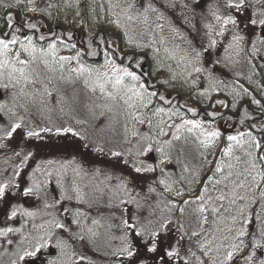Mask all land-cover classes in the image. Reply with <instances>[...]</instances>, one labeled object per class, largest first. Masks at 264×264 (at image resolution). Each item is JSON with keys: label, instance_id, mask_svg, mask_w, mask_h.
I'll return each mask as SVG.
<instances>
[{"label": "rangeland", "instance_id": "obj_1", "mask_svg": "<svg viewBox=\"0 0 264 264\" xmlns=\"http://www.w3.org/2000/svg\"><path fill=\"white\" fill-rule=\"evenodd\" d=\"M117 2L118 0H31V2L29 0H0V34L4 31L10 33L14 31V29L7 27V17L11 14L14 27L19 26L22 30L20 33H17L21 39H23L24 35L32 36L34 43L38 46L43 45L45 47L49 42H54L57 45L58 55L76 56L79 53L80 63L87 66H95V62L102 61V58L92 56L89 59V52L99 50V47L102 52L104 49L111 47L116 51L118 56L135 52L137 58L143 57L144 59L142 70L145 73L154 72L155 61H153L151 56L152 50L144 49L141 51L134 49L127 44V37L124 36L123 30L118 29L109 22L116 18V13L120 12V8L114 7ZM32 8L36 9V11H29ZM157 10V13H151L149 15V24L152 29L150 34L154 35L157 40V46L161 47L160 57L165 56L163 52L164 47H167L170 51L175 50L177 60L166 59L165 62L166 64H170L173 69L179 71L177 68L179 57L188 53L189 59H191L198 50L191 44L183 32L177 30L172 25L170 19L163 11L158 8ZM252 13L253 19L259 20L264 18V15L260 14L264 13V2L257 3L254 0ZM157 15H161L163 19L156 20ZM216 16L226 17L229 15ZM216 16V33H219L222 21L216 20ZM233 18L236 20L235 17ZM27 23H34L36 29H28L25 26ZM157 23L163 25L162 31L155 27ZM52 26H55V32L51 30ZM256 27L257 30L250 44V52H248L247 48V36L240 30L237 20L235 25L229 24L226 26L223 35H218L221 45L219 46L216 43L213 46L215 51L218 49L223 53L230 67L239 76L237 82L229 83L220 74L210 73L205 63L206 57L201 53L199 59L194 61V64L195 66L202 67L205 71L193 73L187 81L182 77H178L175 81H172L166 69L161 70L160 73L149 80V83L154 84L161 94L171 97V111L179 109L181 113L185 114V118H195L205 122L211 121V125L206 123L205 127L215 128L221 132V137L215 142V146L209 150H205L201 147L197 139L198 134H189L182 130V139L174 142L175 147L165 148V152L167 153L165 163L159 164L162 157L158 152H153L150 159L145 158L146 163L153 164V166L159 165V169H163V172H160L162 177L166 173L169 182L173 183L174 187L185 188V197H176L174 194L168 193L175 201L180 202L182 199L194 195L200 188V185L198 188H194L193 186L189 192L186 185L180 179L182 176H190L194 168L193 163L197 162L196 156H199L200 151L205 153L204 156L202 154L200 155L202 160L207 163L206 177L208 174H212L214 166L217 163H224L225 165L232 163L235 166L232 169L234 172L242 171L245 167L243 160L246 158V145L244 147L234 145V156L241 157L240 163H237L234 158L229 159L223 155V149L229 143L227 136L237 135L239 132L245 133L244 130L228 132L227 129L229 127L226 128L224 126L225 118L223 116L224 112L228 111L229 106L236 104L242 98L245 89H248L247 93L251 95L253 100L259 101L260 99H264V27L259 24ZM51 32L53 34H50ZM97 33H100L99 36L103 42H98V46L91 49L88 46L89 41ZM40 35L45 36L47 39L45 41H39L38 37ZM234 35H239L243 39L239 42L233 41ZM161 38L165 41L163 46H160L158 43ZM134 39L137 42H147L149 35L146 34L143 37V41H141L139 36H134ZM230 44L232 47H229ZM145 52L148 55H145ZM76 66L77 61L73 60L70 64H66L65 68L69 69ZM63 75L65 77L70 76L72 79L75 78V74H70L67 70ZM193 80L196 81L194 86L191 83ZM209 80L215 82L217 91H211L206 96L199 95L200 91L209 87ZM164 81H168V83H164ZM49 88L53 92V96L52 98H48V102L45 105L40 107L29 106L27 112L19 108L14 109L17 116L23 117L22 128L17 130L19 135L24 132L23 130L27 129L43 132L41 131L43 128H50L51 131H54L58 128L70 127L81 138L96 142L126 155H128L129 149L132 153L136 152L141 136L146 134L155 135L156 129L154 126L157 120L156 117H153V128L150 129L147 124L141 125L125 116H117L115 118H110L111 114L99 116V112L102 109H96L97 116H92L88 111V106L92 104L93 98L87 93L82 81L69 84L67 81L58 79L57 75V78L52 80ZM61 97H63L62 102L57 103V101L61 100ZM73 97H75V100H73ZM217 101H222L223 103L218 104ZM96 102L102 103V101ZM9 107H11V103H9ZM189 107L195 109V116L187 112V108ZM209 112L216 113L215 117L208 116L207 113ZM230 117L233 118L232 116ZM10 118L13 121L16 119V117L0 115V125L6 126ZM165 119L167 118L165 117ZM174 121L177 124L181 123L179 118H174ZM171 122L169 121V123ZM166 131H168V136L161 137V141L170 139L175 129H166ZM133 133H136V135H133ZM12 139L13 137L11 139H0V145H3L0 147V185H7L5 195L0 198V228L13 227L21 231L9 233L6 237H0V264H12L13 261H16V264H47V261L50 259H56L58 264L61 261L64 264H73V262L80 264L81 261H79V255L75 245L77 243L81 247L82 245L79 242L82 243V241H87L93 249L101 253L110 254L111 250L115 248L119 251L121 247L117 243L122 242L123 236L120 228L114 223V220L108 215L100 214V212L94 213L77 207V204L94 208L122 204V201H127L130 196L125 187L113 179L107 178L104 173L100 174L91 170L84 171L79 168L74 172L64 175L55 184L58 198L63 202L69 201L73 203L67 212L64 210L61 212V209L59 210L60 213H58L53 207L46 208L45 204L40 203L38 198L34 196L35 186L42 184L45 172L41 168L40 171H37L36 166L34 169H27V172L32 173L31 188H34L33 193L25 195L23 190L16 202V200H12L11 191L13 188L10 184L18 177L19 172L22 175L24 170L21 164L16 161V150L11 149L13 154L8 153L6 150L7 147L9 148L13 144L9 143ZM244 139H248L247 135ZM17 140H19V136ZM17 143L14 142V145ZM261 152H264V147L261 148ZM185 167L190 171L185 172ZM225 171H228V169L226 168ZM205 178L204 181L207 183ZM74 187L81 194L80 200L75 199L77 193L73 191ZM62 194L71 195L73 199H61ZM211 194L215 195V192ZM255 195L259 199V190H257ZM261 203L264 202H258L248 209L251 223L245 226L247 234L242 238L244 246L236 255L232 264H240L243 253L250 245L252 228L254 226L257 227L259 232L261 228H264V224L261 223L264 220V207L261 206ZM224 206L228 207L227 201L224 202ZM194 208L195 204H188L189 211H187V216L189 218V230L183 234L185 239L193 242L198 248L197 241L205 235L210 239L216 236L218 239L215 243L217 244L220 242L219 238L230 235L227 232V226H231L230 220H225L223 223H220L209 211L205 213L208 216V222L203 226L202 236L190 237L191 231H200L196 214L193 212ZM13 210L17 211V216L9 219ZM24 211L33 212L35 215L32 217L24 216ZM77 211L83 215L76 216L75 213ZM257 214L259 215V219H257ZM223 215L227 216L226 213ZM54 219L65 224L68 229L67 232L63 233V237L68 241L69 245L66 249L67 255L61 256L59 249H43L38 258H26L25 261H19L18 256L21 249H30L31 244L34 243V238L43 234L49 228V222ZM73 219L79 220V224L71 223ZM94 220L97 223L94 224ZM41 225L44 227L41 228ZM88 229L92 230L91 233ZM55 231L58 236L61 235V230L57 229ZM73 233L76 235L72 236ZM81 235L84 236L83 240L79 239ZM7 240H12L13 243L11 245L7 244ZM21 241H23L22 244ZM160 242H162L161 239ZM164 246V244H161L160 247L163 264H180L179 259H176L177 256L171 258L167 256V251L165 253L163 250ZM178 247L175 246L174 248L177 250ZM197 255L199 256V254ZM216 255L215 251H213L209 253V257L202 258L209 259V264H211L210 258ZM185 259L188 260V257H180L182 264H184ZM261 260H264V246L260 247L257 254L253 256L252 261H249L247 264H259ZM189 261L192 264H198L196 258L193 256L192 260Z\"/></svg>", "mask_w": 264, "mask_h": 264}, {"label": "snow or ice", "instance_id": "obj_2", "mask_svg": "<svg viewBox=\"0 0 264 264\" xmlns=\"http://www.w3.org/2000/svg\"><path fill=\"white\" fill-rule=\"evenodd\" d=\"M256 2L260 3L264 2V0H256ZM245 3L246 0H236V2L228 0L227 7L242 10ZM114 7L120 8V12L116 13V18L109 22L118 29L123 30L124 36L127 37V44L134 49L141 51L144 49L152 50L151 56L153 61H155L154 72L145 73L142 70L144 59L143 57L137 58L135 52L118 56L116 51L111 47L104 49L102 52L93 51L89 53L93 57L99 56L102 58V61L95 62V66H87L80 63L79 53L76 56L58 55L57 45L54 42H49L45 47L34 43L32 36L24 35L23 39H21L17 33H20L22 30L19 26L14 27L13 17L9 14L7 17V27L14 29V31L11 33L4 31L0 34V115H8L9 117H16V119L13 121L10 118L6 126L0 125V139H11L14 133L22 128L23 117L17 116L14 109L19 108L27 112L29 106H43L48 102V98H52L53 92L50 90L49 85L58 75V79L67 81L69 84L82 81L87 93L93 98L92 104L88 106V111L94 117L97 116L96 109H102L99 112V116H105L106 114H111L110 118L125 116L141 125L147 124L150 129L153 128V117L157 118L154 126L156 129L155 135L146 134L141 136L136 152L132 153L130 149L128 151L136 173H148L157 170L159 165L153 166V164L146 163L145 160V158L150 159L153 152L161 154L162 159L159 161V164L165 163L167 159L165 148L175 147L174 142L182 139V130L189 134H198L197 139L205 150H209L215 146V142L221 137V132L215 128L205 127L206 123L211 125V121L205 122L200 119L185 118V114L181 113L179 109L171 111V97L161 94L154 84L149 83L150 78L160 73L163 69L167 70L172 81H175L178 77H182L187 81L193 73L205 71L202 67L195 66L194 64V61L199 59L200 52L196 51L195 56L191 59H189L188 53L180 56L177 61L179 71L173 69L170 64H166L165 60H177L175 50L170 51L167 47H164L163 52L165 56L160 57L161 47L157 46V40L154 35L150 34L152 29L149 24V15L158 11L153 6L152 0H118ZM29 11H36V9L32 8ZM260 14L264 15V13ZM161 19H163L161 15L156 16V20ZM216 20L222 21L221 30L217 35H223L227 25L236 24V20L230 15L226 17L216 16ZM250 22L253 25L259 24L264 27V18L259 20L251 19ZM25 26L30 30L36 29L34 23H27ZM155 27L161 31L163 30L162 24L157 23ZM146 34L149 35L147 42H137L134 39V36H139L141 41H143V37ZM38 39L45 41L47 38L40 35ZM242 39L243 37L239 35L233 36V41L239 42ZM158 43L160 46H163L165 41L161 38ZM215 44L216 41L212 40L211 45L214 46ZM229 47H232V45L230 44ZM145 55H148V53L145 52ZM73 60L77 61V66L66 69L65 65L70 64ZM189 68L191 69L190 71ZM66 70L70 74L74 73L75 78L72 79L70 76L65 77L63 73ZM164 83H168V81H164ZM191 83L194 86L196 81L193 80ZM211 91H217V88L215 82L209 80V87L200 91L199 95L206 96ZM245 92H247L246 89ZM62 100L63 97L57 103L62 102ZM73 100H75V97H73ZM96 101H102V103H97ZM9 103H11V107H9ZM217 103L221 104L223 102L217 101ZM252 103L259 105L260 101L253 100ZM187 112L192 113L193 116L196 115L195 109L192 107L187 108ZM207 115L214 118L216 113L209 112ZM174 118H179L181 123H175ZM169 121L172 122L169 123ZM173 128L175 131H173L171 138L161 141V137L168 136L166 129ZM61 130L65 133L73 132V129L70 127L58 128L57 132ZM41 131L50 132L51 129L43 128ZM74 134L78 135V133ZM26 135L28 137H40V133L34 130L27 131ZM133 135H136V133H133ZM246 135L248 139L245 140L244 137ZM201 137L203 138L201 139ZM185 139L187 138L185 137ZM262 140H264V137H262ZM262 140L255 139L251 132H239L237 135L227 136L229 143L223 149L225 157L229 159L234 158L237 163H240L241 157L234 156V145L240 147L247 146L246 158L243 160L245 167L242 171H232L235 167L232 163L226 165L224 163H217L214 166L212 174L205 178L207 183L199 178L197 171H192L188 177L182 176L180 178L189 192L194 185H200V188L194 195L180 201L183 205L195 204L193 212L196 214L200 231H191L190 237L202 236L203 226L208 222V216L205 213L209 211L220 223L230 220L231 226H227V232L230 235L219 238L220 242L218 244L215 243L218 239L216 236L210 239L205 235L197 241L200 251L199 256L189 248L191 255L196 258L198 264H209V259H203L202 257H209V253L213 251L217 255L210 258L211 264H232L236 255L242 250L244 246L242 238L247 234L245 226L251 223L248 209L258 202H264V152H261L264 144H262ZM2 146L0 145V147ZM97 151H103V149L97 148ZM111 154L116 157L122 155L121 152H112ZM26 159H28L27 156L25 157ZM51 163L52 161H48V164ZM124 163H129V160H125ZM226 168L228 171H225ZM37 171H40V169L37 168ZM184 171L189 172L190 170L185 167ZM161 172H163V169H161ZM47 175L51 176L52 172L48 171ZM158 183L163 186L165 192L174 194L176 197H185L186 195L185 188L174 187L173 183L169 182L166 173L163 178L158 180ZM6 188L7 185H0V198L5 195ZM38 188L39 185H36L35 189ZM257 190H259V199L255 195ZM33 191L34 188H27L24 190V194L28 195L33 193ZM73 191L77 193L75 199L80 200L81 194L79 190L74 187ZM149 192H155V189L149 188ZM212 192H215V195H212ZM61 199L72 200L73 196L62 194ZM225 201H227L228 207L224 206ZM60 202L61 200L57 199L54 201V204L46 203L45 207H54L55 204H59ZM168 203L173 207L176 206L175 202L171 200ZM261 206L264 207V203H261ZM63 210L65 212L68 211L67 208ZM179 211L183 213V207ZM224 213L227 216H224ZM23 215L32 217L35 213L24 211ZM75 215L80 216L83 214L77 211ZM16 216L17 211L13 210L9 219ZM257 219H259L258 214ZM170 222L167 218L161 219L157 222L158 228L149 231L152 243L148 251H156L155 240ZM71 223L79 224V220L73 219ZM93 223L95 224L97 221L94 220ZM123 223L128 229L134 230L135 235L142 234V230L136 231V226L129 223L128 220H124ZM149 223L151 224L152 221H149ZM261 223L264 224V220ZM237 225L239 226L237 227ZM40 227L43 228L44 226L41 225ZM181 228H183V225H181ZM57 229L61 230V235L59 236L55 231ZM20 231V229L13 227L0 228V237H6L9 233ZM67 231L68 229L65 224L60 221L55 219L50 221L49 228L43 234L34 238V243L31 244L30 249H21L18 256L19 261H25L26 258H38L43 249H59L61 256L67 255L66 249L69 245L68 241L63 237V233ZM88 231L91 233L92 230L88 229ZM233 233L234 235H232ZM75 235V233L72 234V236ZM260 235L264 237V228H261ZM79 239L83 240L84 236H79ZM12 243V240H7V244L11 245ZM22 243L23 241H21ZM261 246L264 245H261L259 241L253 245V247ZM123 251L127 252L128 256L133 255L127 248L123 249ZM178 255L179 253L175 248L167 252L169 258ZM254 255L255 253L253 252L252 255L247 256V260L252 261ZM79 259L83 260L84 257L81 256ZM12 264H16V261H13ZM47 264H58V262L56 259H50L47 261ZM60 264H64V262L61 261ZM184 264H192V262L185 259ZM259 264H264V260H261Z\"/></svg>", "mask_w": 264, "mask_h": 264}, {"label": "trees", "instance_id": "obj_3", "mask_svg": "<svg viewBox=\"0 0 264 264\" xmlns=\"http://www.w3.org/2000/svg\"><path fill=\"white\" fill-rule=\"evenodd\" d=\"M233 2H236V0H233ZM152 3L153 6L163 11L172 25L183 32L191 44L206 57L205 63L210 73L220 74L229 83L237 82L239 76L230 67L228 60L220 50L215 51L213 45H211L212 39H215L219 46L221 45L220 38L216 33L215 16L231 15L236 18L240 30L247 36V48L250 52V44L257 30L256 25L250 22L253 19L254 0H246L242 10L228 8V0H152ZM51 30L55 32V26H52ZM52 32L50 34L54 33ZM99 35L100 33H97L91 37L92 39L88 44L91 49L98 46V42H103ZM95 52H101L100 47ZM90 57L92 56L88 54L89 59ZM252 101L251 95L244 91L242 98L234 104L235 106H229L228 111L224 112V126L229 127L228 132L244 130L245 133L251 132L255 139L262 140V137H264V99L259 100V105L252 103ZM23 131V134L20 132V135L18 132L14 133L13 139L9 141L13 144L6 149L8 153H12L11 149L16 150V161L21 164L24 170L23 174L21 175L19 172L18 177L10 184L13 188L11 191L12 200L17 202L21 192L26 188H31L32 173L27 172V169H34L36 166L45 171L44 181L34 191V196L38 198L40 203L54 204V201L59 199L55 186L56 182L64 175L79 168L84 171L91 170L106 174L107 178L123 185L130 195L127 201L114 206L94 208L77 204V207L84 210L108 215L120 228L123 236L122 242L117 243L121 247L120 250L117 251L115 248L111 250L110 254L98 252L87 241L79 242L82 245L81 247L76 243L79 257H84L83 260L79 259L80 264H163L161 244L165 245L163 248L165 253L175 246H179L177 249L179 255L176 259H179L180 264H182L181 256H187L188 260H192L189 248L200 255L196 245L183 236L184 232L189 230L188 205L173 200L164 191L163 186L158 183V180L163 178L159 167L155 172L136 173L129 155L113 156L111 153L116 151L81 138L74 132L65 133L62 130L60 132L54 130L49 133L39 131L40 137L37 138L26 135L30 129ZM18 136L19 140H17ZM14 142L18 143L14 145ZM262 144H264V140H262ZM97 148H102L103 151H97ZM200 154L205 155L204 152H199V156H196L197 162L193 163L194 168L192 171H197L199 178L204 180L207 163L202 160ZM26 156L28 159L25 160ZM125 160H129V163L125 164ZM48 161H52V163L48 164ZM48 171L52 172L51 176L47 175ZM198 187L199 184L194 185V188ZM149 188H154L155 192L150 193ZM170 200L175 202V207L168 203ZM71 205L73 203L69 201H61L59 204H55L53 208L60 213L59 210L62 209V212L65 208L69 209ZM181 207L184 209L183 213L179 211ZM164 218L171 222L156 238V251L150 252L148 249L151 247L152 238L149 231L158 228L157 222ZM124 220L134 224L136 231L142 230V234L135 235L134 230L128 229L124 225ZM149 221H152V223L150 224ZM181 225H183V228H181ZM160 239L162 242H160ZM257 241L263 245L264 238L261 237L258 228L254 226L250 235V245L243 253L240 264H247L249 262L247 256L252 255L253 252L255 255L257 254L260 247H253ZM122 248H127L133 255L128 256Z\"/></svg>", "mask_w": 264, "mask_h": 264}]
</instances>
